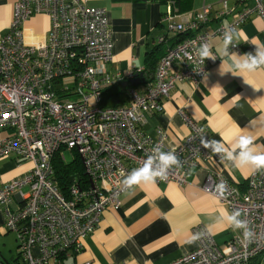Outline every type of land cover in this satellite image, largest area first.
Listing matches in <instances>:
<instances>
[{
  "label": "built area",
  "instance_id": "obj_1",
  "mask_svg": "<svg viewBox=\"0 0 264 264\" xmlns=\"http://www.w3.org/2000/svg\"><path fill=\"white\" fill-rule=\"evenodd\" d=\"M220 8L203 6L200 12L175 14L169 4L159 22L166 33L158 43L177 37L166 46L151 80L144 69L110 73L112 41L107 12L82 0H16L8 32L0 38V159L14 156L31 168L21 177L0 182V206L5 226L16 234V259L11 264H58L78 253L83 240L98 226L102 212L120 205V184L139 166L153 146L163 149L166 131L155 139L141 124L147 114L159 112L162 101L181 82L197 83L209 60L198 56L201 43L223 36L225 25L238 31L251 16L264 19V0H220ZM36 14L50 18L41 35L25 33V23ZM214 23L211 31L202 27ZM236 51L237 44L230 47ZM201 68V69H200ZM138 76L142 89L126 87V104L105 105L103 91ZM58 86V88H57ZM189 134L172 150L182 167L170 170L167 180L183 186L190 170L203 166L205 193L223 202L229 211L241 210L256 234L252 242L231 229L218 246L209 231L194 250L168 264H250L264 253V173L253 172L241 190L205 164L214 157L202 140L211 139L203 126L180 111ZM3 132V133H2ZM76 152L85 175L73 177L67 196L61 191L51 160L58 152ZM223 181L227 192L213 188ZM20 202L13 207L14 198ZM36 249V251H35ZM0 264H5L0 262Z\"/></svg>",
  "mask_w": 264,
  "mask_h": 264
},
{
  "label": "crops",
  "instance_id": "obj_2",
  "mask_svg": "<svg viewBox=\"0 0 264 264\" xmlns=\"http://www.w3.org/2000/svg\"><path fill=\"white\" fill-rule=\"evenodd\" d=\"M86 6L104 8L107 12L112 41L110 73H127L129 70L156 66L163 46L156 49L158 36L166 33L160 23L164 6L156 1L117 2L113 0H82ZM220 0H193L187 12H200L209 5L219 9ZM16 0H0V38L8 30ZM214 23L202 27L211 31ZM50 28L45 14L33 15L25 23V33L44 34ZM237 41L239 54L254 52L264 46V19L253 15L240 29ZM216 59H208L209 66L197 83L181 82L162 101L159 112L147 114L141 124L143 131L155 139L157 130L166 131V149L175 148L190 132L180 111L199 123L211 139L231 144L233 138L244 133L253 136L255 143L264 149V72L243 77L230 72L221 74L223 56L222 38L209 39ZM165 50V49H164ZM142 89L143 84L136 85ZM105 105L126 104L125 90L113 85L103 91ZM3 133V132H2ZM63 153V152H62ZM64 156V155H62ZM64 158V157H63ZM65 160V158H64ZM14 156L0 159V182L21 177L31 168L30 162L20 163ZM205 166L220 172L233 185L243 190L253 173L249 169H235L220 157H214ZM206 176L203 166L190 170L188 182L179 186L175 182L140 185L120 195L117 209L102 212L95 230L82 242L81 250L61 259L58 264H168L197 248L198 241L187 243L198 226L205 227L214 242L221 246L231 237V228L215 224L214 218L227 206L215 196L205 193L202 185ZM14 198L13 207L19 205ZM16 234L5 226L0 206V262L11 264L16 259L12 251ZM264 254V253H262ZM262 254L250 264H260Z\"/></svg>",
  "mask_w": 264,
  "mask_h": 264
},
{
  "label": "clouds",
  "instance_id": "obj_3",
  "mask_svg": "<svg viewBox=\"0 0 264 264\" xmlns=\"http://www.w3.org/2000/svg\"><path fill=\"white\" fill-rule=\"evenodd\" d=\"M240 34L231 26L225 25L222 36V52L223 56L227 58L228 68L227 70L222 69L225 61L221 59L220 71L221 74L230 72L235 76H241L248 84L244 78L245 73L252 75L264 72V46H256L254 52L244 54L231 52L230 47L238 44ZM197 51L202 61L209 58L215 60L217 57L207 42L201 43ZM201 143L204 148L218 155L221 160L228 162L235 169H249L252 172L264 173V149L256 145L251 135L241 132L233 138L231 144L215 139H204ZM180 167H182V162L174 150H165L160 145H155L143 162L123 177L120 191L128 192L140 185L155 184L157 181L167 180L170 170ZM213 191L219 197H225L226 184L221 181L214 186ZM213 222L240 232L245 241L252 242L256 238L250 222L244 218V213L241 210L229 211L225 209L214 218ZM201 235L202 233H195L186 242L193 243Z\"/></svg>",
  "mask_w": 264,
  "mask_h": 264
},
{
  "label": "trees",
  "instance_id": "obj_4",
  "mask_svg": "<svg viewBox=\"0 0 264 264\" xmlns=\"http://www.w3.org/2000/svg\"><path fill=\"white\" fill-rule=\"evenodd\" d=\"M113 1H117V2H122V1L143 2V1H147V0H113ZM152 1H156L159 4L164 6V11L161 13V15L163 13H165L166 7L169 4L173 7V12L175 14H182V13H185L191 9L192 2H193V0H152ZM162 35L164 36L165 33ZM177 37H179V36L168 38L165 42L158 43L155 48L159 49V46H163V48H164V45L166 47V46L174 43L175 40L177 39ZM164 49L162 51V55L164 53ZM161 56H160V58H161ZM153 72H154V67L149 68V69L148 68L144 69L142 79L145 81L151 80ZM51 163H52V167L54 169V174H55L54 178L56 179L58 186L61 189V191L64 193V195L67 196V191H68L69 186L72 184V178L73 177L80 179V182H79L80 185L82 184L83 180H85L82 162H81L80 157L78 156V154L76 152L73 151V157L70 161L63 160L61 158L60 154L57 152L53 156Z\"/></svg>",
  "mask_w": 264,
  "mask_h": 264
},
{
  "label": "rangeland",
  "instance_id": "obj_5",
  "mask_svg": "<svg viewBox=\"0 0 264 264\" xmlns=\"http://www.w3.org/2000/svg\"><path fill=\"white\" fill-rule=\"evenodd\" d=\"M63 155H64V158H65V161H70L72 159V157H73V152L64 151ZM24 162H28V161H21L20 163H24ZM16 250H17V246H16V243L14 241L13 247H12V251H16ZM35 251H36V249H35ZM260 264H264V254H262V258H261V263Z\"/></svg>",
  "mask_w": 264,
  "mask_h": 264
},
{
  "label": "water",
  "instance_id": "obj_6",
  "mask_svg": "<svg viewBox=\"0 0 264 264\" xmlns=\"http://www.w3.org/2000/svg\"><path fill=\"white\" fill-rule=\"evenodd\" d=\"M142 82H143V80L141 78H139L138 76H135L133 79L123 82L122 83V87L125 89L128 86L138 85V84H140ZM57 88H58V86H57Z\"/></svg>",
  "mask_w": 264,
  "mask_h": 264
}]
</instances>
